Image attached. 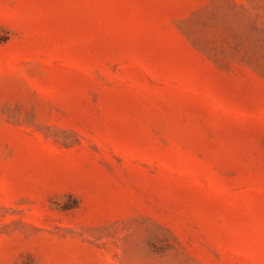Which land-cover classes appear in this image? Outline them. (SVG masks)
I'll list each match as a JSON object with an SVG mask.
<instances>
[{
    "label": "rangeland",
    "instance_id": "374dc122",
    "mask_svg": "<svg viewBox=\"0 0 264 264\" xmlns=\"http://www.w3.org/2000/svg\"><path fill=\"white\" fill-rule=\"evenodd\" d=\"M0 264H264V0H0Z\"/></svg>",
    "mask_w": 264,
    "mask_h": 264
}]
</instances>
